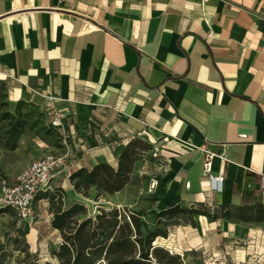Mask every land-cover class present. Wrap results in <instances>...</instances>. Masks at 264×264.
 <instances>
[{
	"label": "crops",
	"instance_id": "crops-1",
	"mask_svg": "<svg viewBox=\"0 0 264 264\" xmlns=\"http://www.w3.org/2000/svg\"><path fill=\"white\" fill-rule=\"evenodd\" d=\"M0 95L38 120L15 149L0 147L21 159L8 175L65 153L52 190L80 196L75 171L114 166L149 135L166 165L163 209L264 203V0H0ZM49 98L66 114L60 127L49 124ZM202 149L224 174L219 191Z\"/></svg>",
	"mask_w": 264,
	"mask_h": 264
},
{
	"label": "rangeland",
	"instance_id": "rangeland-1",
	"mask_svg": "<svg viewBox=\"0 0 264 264\" xmlns=\"http://www.w3.org/2000/svg\"><path fill=\"white\" fill-rule=\"evenodd\" d=\"M1 102H6L4 97H0ZM6 103L3 109H8L14 114L18 113L17 110L12 111L9 103ZM32 120H34L33 116L30 117L25 130H29ZM2 125L7 124H0V136L3 133ZM34 126H38V120L31 123V127L34 128ZM134 141L137 145L132 151L136 160L129 174V181L122 190L114 194H104L97 201L95 187L89 190L88 197L77 196L74 193H59L62 202L83 203L87 207L88 215L92 216L101 206L119 208L122 212L124 210L140 212L141 219L148 222L150 229L158 227L165 233V236H158L154 243L175 254H180L186 264H264L263 223L241 220L238 221L244 223L211 222L201 220L199 216H195L196 221L192 223L191 218L183 214L173 219L157 221V216L163 208L156 188L158 182H162L165 170L162 167L166 165L162 161L160 152H157L158 148L154 146L155 139L149 135H142ZM0 147L3 148L2 144ZM20 160L19 156L0 152V184L3 181L14 180L27 167L25 166L15 175L5 173L20 167L18 166ZM117 165L118 163L114 167ZM154 183H156L155 186ZM48 191L56 193V190L52 188ZM37 200L34 217L28 222L19 223L15 213L10 209L0 210V264L56 263L52 257V250L59 246L62 238L48 223L42 221L41 216L45 214V211L41 205L40 208L36 206ZM48 205L52 207L53 201L50 200ZM171 207L173 206L167 208Z\"/></svg>",
	"mask_w": 264,
	"mask_h": 264
},
{
	"label": "trees",
	"instance_id": "trees-1",
	"mask_svg": "<svg viewBox=\"0 0 264 264\" xmlns=\"http://www.w3.org/2000/svg\"><path fill=\"white\" fill-rule=\"evenodd\" d=\"M6 105V102L0 103V124H7L2 125L0 145L4 149L13 150L27 127L31 113L18 111L14 114L2 108ZM6 121L8 123H4ZM136 145L134 140L128 143L119 157L117 167L99 163L91 169L81 168L75 171L70 176L75 190L88 197L89 190L95 187L96 201L104 194H114L122 190L129 181V174L136 160L132 151ZM46 192L44 197L53 201V206L50 207L54 214L51 227L59 230L62 241L52 250L56 263L45 264H186L180 254L154 243L158 236H165V233L158 227L150 229L148 222L141 219L140 212H122L119 208L101 206L92 216L88 215L87 207L83 203L75 201L64 205L59 194L61 191ZM182 214L188 215L192 223L195 222V215L210 219L264 223V203L191 207L177 204L162 209L157 221L173 219Z\"/></svg>",
	"mask_w": 264,
	"mask_h": 264
},
{
	"label": "built area",
	"instance_id": "built-area-1",
	"mask_svg": "<svg viewBox=\"0 0 264 264\" xmlns=\"http://www.w3.org/2000/svg\"><path fill=\"white\" fill-rule=\"evenodd\" d=\"M45 112L49 117L51 127L62 126L66 114L55 105L53 99L49 98L46 102ZM240 138H247V135H241ZM201 151L203 153V175L209 179L211 187L219 191L224 181V174L213 173L212 164L215 154L207 149ZM220 158L227 161L224 154L220 155ZM66 159L65 153L47 152L42 157L32 160L14 180L3 181L0 184V210H12L19 223L32 220L37 195L52 188L51 181L65 166ZM186 186L189 187L190 183L187 182ZM170 252L173 251L170 250Z\"/></svg>",
	"mask_w": 264,
	"mask_h": 264
}]
</instances>
